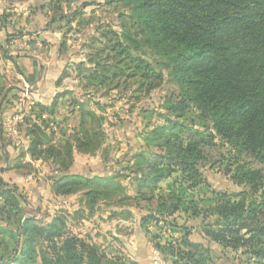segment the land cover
Wrapping results in <instances>:
<instances>
[{
  "label": "rangeland",
  "instance_id": "rangeland-1",
  "mask_svg": "<svg viewBox=\"0 0 264 264\" xmlns=\"http://www.w3.org/2000/svg\"><path fill=\"white\" fill-rule=\"evenodd\" d=\"M38 11L47 20L46 27L54 23L53 27L61 29L66 40L76 42L74 61L83 60L75 63L77 76H82L83 80L72 84V93H67L64 99L67 111L75 109L77 112L73 116L77 127L67 138L59 130L60 136L57 137L61 139H57L55 145L62 148L72 139V162L75 153L84 171L82 179L87 183L83 181L70 194H58L54 191V181L70 162L65 160L62 165L54 163L51 158H30L26 162L24 150L19 152L22 159L11 164L12 168L7 172L0 171L4 189L23 198L19 201V213L6 202L7 208L4 209L3 198H0V256L13 255L15 232L25 219L45 227L57 218L55 226L63 236L92 244L109 261L116 260L120 264H170L168 254L157 250L154 244L165 248L169 243L179 241L186 231L191 242L211 250L214 264H251L248 256L241 252L224 250L202 239L200 219L184 212L172 217L157 212L161 198L169 199L170 193L177 192L180 185L178 173L163 178L153 187L152 206L149 207L137 194L142 157L148 159L161 151L166 153V140L171 144H184L179 127H192L207 134L213 130L208 119L191 105V111L184 115L171 108L181 92L171 74V60L161 48L154 46L146 32H140L132 7L121 0H71L59 5L56 0H0V123L5 108L13 107V114L20 110L18 102L24 94H28L29 99L22 110L23 121L18 125L21 139L24 140L27 130L23 122L27 116L34 118L31 111L36 103L30 98L34 88L28 82H16L10 71L15 74L20 71L15 66L4 65V56L10 51L4 47V40L8 45H15L26 30L31 34V22H39L35 19L39 17ZM82 34L85 37L81 38ZM78 48L84 49L82 53ZM120 50L124 53L119 54ZM134 59L143 63L138 65ZM95 63L99 67L114 65L118 69L106 73L109 74L108 80L103 81L104 77L95 80L93 76L100 71L95 70ZM146 64L148 69H145ZM119 70V76L111 78ZM82 111L84 130L89 135L87 141L82 138L79 128ZM44 116L47 120L50 115ZM172 123L176 129H170ZM165 126L167 129L161 131L160 128ZM50 132L45 128L53 145ZM216 138V143H221ZM77 139L85 143L81 145ZM132 151L136 152L135 158ZM223 154L225 157L221 158ZM229 160L232 162L233 154L227 145L206 151V161L198 169L203 183L180 196L184 208H188L191 201L199 204L212 198L211 192L217 186L226 188L235 200L242 192H249L224 175L223 169ZM0 165L4 166L3 161ZM65 173L70 174V167ZM146 216L153 217L143 224ZM60 251L57 239L53 247L38 242L37 256L28 264H41L40 256L49 255L48 258L56 259Z\"/></svg>",
  "mask_w": 264,
  "mask_h": 264
},
{
  "label": "trees",
  "instance_id": "trees-1",
  "mask_svg": "<svg viewBox=\"0 0 264 264\" xmlns=\"http://www.w3.org/2000/svg\"><path fill=\"white\" fill-rule=\"evenodd\" d=\"M70 1L56 0L58 5ZM121 2L132 7L140 32H146L154 46L161 48L171 60V74L181 90L179 100L171 108L183 114L191 111V105L208 119L213 130L207 134L192 127H179L184 144H171L166 140V153L161 151L148 159L142 157L138 196L152 206L153 187L163 178L178 173L177 192L170 193L169 199L161 198L157 212L168 217L184 212L200 219L202 239L224 250L241 252L248 256L251 264H264V0ZM120 51L119 54L124 53V50ZM135 61L138 65L143 63ZM117 69L114 65L106 68L95 63V70L100 71L93 77L108 80L106 73ZM145 69H148L147 64ZM119 74L120 70L111 78ZM60 97L56 96L49 107L36 104L31 111L34 118L27 116L22 125L27 128V153L32 159L51 158L62 165L67 160L71 165L72 144L67 142L68 145L62 148L51 145L41 119L43 114H53ZM81 115L79 128L82 138L87 141L89 135L84 130L83 111ZM171 125V130L176 129L174 123ZM165 129L166 126L160 128L161 131ZM2 132L0 127V140L4 144ZM216 137L221 143H216ZM77 142L85 143L78 139ZM223 144L233 154L232 162L229 160L223 169L224 175L249 192H242L235 200L226 188L217 186L211 192L212 198L199 204L191 201L189 207L184 208L180 196L203 183L198 169L206 161V151L219 149ZM135 151H132L134 158ZM224 157L225 154L221 155ZM70 165L64 166V173L54 181V191L58 194H70L83 181L87 183L80 175L65 173ZM0 198H3L4 209L8 204L15 212H21L19 201H23L22 196L4 189L1 179ZM152 217L146 216L143 224ZM56 221L54 218L43 227L25 219L15 232L13 255L0 256V264L32 263L37 256L36 244L44 242L47 247H53L55 239L60 243L61 254L56 259L40 256L41 264H120L116 260L109 261L92 244L63 236L55 226ZM188 235L186 231L179 241H173L165 248L158 243L154 245L160 252L168 254L170 264H214L211 250L191 242Z\"/></svg>",
  "mask_w": 264,
  "mask_h": 264
},
{
  "label": "crops",
  "instance_id": "crops-1",
  "mask_svg": "<svg viewBox=\"0 0 264 264\" xmlns=\"http://www.w3.org/2000/svg\"><path fill=\"white\" fill-rule=\"evenodd\" d=\"M37 14L39 17L35 19L39 22H31V34L29 30H26L24 36L15 45H8L6 44V40H4V47L10 49L8 54H6L7 56H4V65L8 64L9 66H15L20 71V74H15L10 71V74L15 77L16 82H20L21 80L22 83L26 84L28 82L32 85L34 89L30 98L34 103L49 107L54 98L61 95V97L57 99L54 114L48 116L47 120L44 114L41 118L44 124L49 126L45 128L48 132L51 131L52 143L55 145L57 139L59 141L61 139L57 137L60 136V134H58L59 130L62 131L67 138L73 133L75 127H77V122L75 124L73 122V116H75L77 112L74 111L75 109H70V112L67 111L68 107L64 99L67 98V93H72V84L79 83L83 80L82 76H77V64L75 65V63H79L83 60L74 61L76 58L74 55V52H76V42L72 43L73 41L69 39L66 40L61 33V29L58 30L53 27L54 23L46 27L47 20L41 17V11H38ZM41 20L45 22L42 23ZM84 34H82L81 38L85 37ZM78 50H81V52H79L82 53L84 49L78 48ZM79 108L82 110L81 105H79ZM13 110V107L5 108L2 114L3 121L0 123V125L3 126L4 138V144L0 140V162L3 161L4 163V166L0 165V171L4 169V172L12 168L11 164L22 159L18 154L22 150L25 152L24 157L26 162L31 158L27 153L29 138L25 136L23 140L21 139L20 132H18L16 136L9 133L7 130ZM6 139H8V143ZM69 142L72 143V139H70ZM76 158L74 153L73 162L70 166V174L82 176L84 171L80 166L81 163L78 162L81 160Z\"/></svg>",
  "mask_w": 264,
  "mask_h": 264
},
{
  "label": "built area",
  "instance_id": "built-area-1",
  "mask_svg": "<svg viewBox=\"0 0 264 264\" xmlns=\"http://www.w3.org/2000/svg\"><path fill=\"white\" fill-rule=\"evenodd\" d=\"M28 94H24L18 102V109H20L19 111L17 110V112H15L10 120H9V124L7 127V130L9 133L13 134V135H18V125L23 121V113L22 110L24 109V107L26 106L25 102L26 100L29 99Z\"/></svg>",
  "mask_w": 264,
  "mask_h": 264
}]
</instances>
